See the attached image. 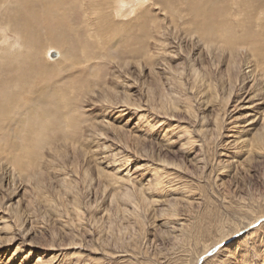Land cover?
<instances>
[{
	"label": "rangeland",
	"instance_id": "1",
	"mask_svg": "<svg viewBox=\"0 0 264 264\" xmlns=\"http://www.w3.org/2000/svg\"><path fill=\"white\" fill-rule=\"evenodd\" d=\"M15 1L0 8L19 13ZM140 1L63 0L45 24L55 37L73 29L68 61L55 62L61 48L34 29L39 64L52 70L48 109L63 114L42 131L19 128L23 177L0 170V264H194L236 231L225 245L253 237L204 264H264V223L245 232L264 215V0H217L213 47L185 33L207 0ZM11 124L0 121V137Z\"/></svg>",
	"mask_w": 264,
	"mask_h": 264
},
{
	"label": "bare ground",
	"instance_id": "2",
	"mask_svg": "<svg viewBox=\"0 0 264 264\" xmlns=\"http://www.w3.org/2000/svg\"><path fill=\"white\" fill-rule=\"evenodd\" d=\"M4 1L5 0H0V6L4 3ZM94 1H95L94 2L95 6L96 5L101 6V5H108V2L116 3L118 0H112V1L111 0H94ZM119 2H120V0H119ZM137 2H138L137 5H140L141 1L137 0ZM14 3L15 4H13V5H16V4L21 5V8H20L21 11H19V13L16 12L18 10L16 8L17 6L14 7L17 10L12 8V7H8L7 5H6L7 7L5 6L6 9L5 8L2 9L3 7L0 8V45L6 44V46L0 47V121L4 118H7L9 121H12V124L8 128L9 131H5L2 134V137H0V158H1L0 159V162H1L0 163V170L4 169V167H6L9 171V173L13 172V173H16L19 177H23L22 176L23 166H25L27 163H25V165H23L22 162L20 161L21 160L20 154H19L20 152H18V146L19 145L16 144V139H18L17 137L20 134L19 128L23 125L24 128H27L28 130H34L33 127H35L36 129L38 128L40 131H42V130H45L49 126V123L51 126L53 125V127L56 126V124L58 125L59 123H57L58 121L55 119L58 118L57 116H59V113L63 114V111H60L58 113V110L57 111H55V110L50 111L52 108L50 110L48 109L47 104H49V103L54 104L51 101L54 98V96L51 97V95H52L51 92L49 91L47 86H44L45 84L42 83V81L44 82V80H46L45 78H47V77H44V76L46 74H48L49 72H52V70L50 68L44 67V65H42L43 64L42 62H41L42 64H39V61H38L39 58L36 56V54L38 52H40V51H38L40 46H39V48H37L35 46L36 42H35V40H33V39H35L34 29L39 27V26H41L42 29H45L46 32H48L49 35L51 36V39H50V42L48 43V45H50L53 48L55 46L59 47V49L61 48L62 51H63L62 46L63 45L67 46L66 44H68V41H69L68 39H70V35L73 33L71 30H73V29L66 30V31H68L66 34L67 35L66 37H65V34L64 35L63 34H60V35L57 34L58 35L57 37H55L56 35L54 36L58 26L52 28L51 24H54L55 21H57L56 19H53L55 13L59 14L60 10L64 11L63 8H64L65 4L63 3V0H52V2H51V0H16ZM75 3H77V2L75 1ZM207 4H209V6H207ZM221 4H220V6H221ZM210 5L212 7H210ZM217 5H218L217 0H207L206 5H204V8L201 9L202 12L200 13V17L203 18L204 20L202 23H200L199 28H196L195 27L196 25H195V26H193L194 28L190 27V28H187L185 31V33L188 36L197 38V40L202 41V43L205 46L210 45V47H213L212 45H214L213 44L214 42H212V40L218 36L217 33H216V35H217L216 37L215 36H214V38L212 37L213 39H211V36H208L210 29L212 28L210 23H209L212 20V19L210 20V17L212 15L211 13L214 10H217L216 9ZM85 6H86V4H85ZM205 8L208 10V12H206ZM42 10L44 11L43 12L44 16L41 15ZM97 11L101 17V15H103V13H100V9H97ZM217 12H219V11H217ZM10 14H12V15H10ZM41 16H43L45 18L42 19ZM249 17L251 18V16H249ZM24 18H26V19L23 21ZM70 18H68V19H70ZM73 18H74V16H73ZM224 18H226V17H224ZM195 19H197V16H195ZM48 21H50L51 24L49 26H46L45 23H47ZM192 22L191 23L193 25L195 21H192ZM199 22H201V20H199ZM199 22H198V24H199ZM225 22H226V19H225ZM72 23H71V25H72ZM221 23H224V22H221ZM232 23H234V22L232 21ZM218 25H219V23H218ZM68 26H69V24H68ZM75 26H76V24H75ZM61 28H62V30L64 29L62 26H61ZM225 29H227V28L225 27ZM243 31L245 33V36H247V38H248L247 42L250 39V37H252V39H254L253 32H252V30H250L249 27H245L243 29ZM38 33L39 32H37V34ZM48 33H47V35H48ZM39 34L43 35L44 33L43 34L39 33ZM254 34H255V31H254ZM44 35H46V34H44ZM44 35H43V37H44ZM219 37H220V35H219ZM224 37H226V36H224ZM218 39H220V38H218ZM252 39L249 40V42H251ZM45 40H47V39H45ZM73 40L76 41L77 39L76 40L73 39ZM238 41H239V39H238ZM235 44H237L239 46L238 43H235ZM225 45H227V44L225 43ZM214 48H215V46H214ZM219 48H220V46H218V48H216V49H219ZM227 50H229V51L235 50V52H236L235 54L236 55L239 54V52H237L238 50L236 51V49H234V48H228L227 47ZM62 51L60 52V57L57 60H55V58H54L55 62H57V61L59 62V60L62 58H65L64 60H67V61L70 59L71 53H68L67 51L65 53L64 51L63 52ZM220 51L221 50H219V52ZM246 51H247V49H246ZM52 52H53L52 50H49L47 52V56L51 60H53L51 58V55H50ZM247 52H249V51H247ZM229 53H230V56L232 59L235 58V56H233V54H234L233 52H229ZM259 53H261V51L260 52L258 51V54ZM249 55L254 56V53L251 52ZM17 57L23 58L22 62L17 60L18 61L17 65L19 67L15 66L16 64L13 63L14 60L16 61ZM53 63L54 62H52V64ZM24 65L27 67L26 69L24 68ZM12 72L14 73V76H12ZM36 74L38 76H36V78H34L33 76ZM31 84H33V85L30 86ZM5 89L8 91H5ZM55 93H57V91ZM54 95L57 96V94H54ZM64 97H66V96H64ZM55 101H58V98H56ZM25 103L27 104V106H25L24 109H19V112L17 113L18 117H16L13 120V118H11L12 112L17 108V105H19V104L23 105ZM66 103H64V104L66 105ZM60 104H61V102H60ZM19 107L20 106H18V108ZM39 107H42L41 112L37 111L39 114H36L35 110ZM58 107H59V105H58ZM9 112H10V114H9ZM66 114H69V113H66ZM59 117H62V116H59ZM253 122L254 121H251L250 124H252ZM9 124L10 123H8V125ZM13 124H15L16 127H12ZM48 130H49V128H48ZM47 131L45 133H47ZM48 133H50V132H48ZM51 133H52L51 135L54 134V132H51ZM55 134H57V133L55 132ZM45 135H43V134L33 135V141L35 143L40 142V140L44 141V140H46ZM54 136H56V135H53V137ZM245 136L246 135H244V137ZM20 137H21V135H20ZM70 137H69V139H66L65 141L63 140L64 143L65 144L68 143L67 145H69V146L71 145L69 143H72V139H70ZM47 140H48V138H47ZM246 140H249V141H247L246 145L249 146V150H252L253 148H259L263 139L261 138V136L259 137V136L254 135V137L251 139H248L245 137L244 139H242L241 142L244 143V141H246ZM43 141H42V143H43ZM49 142L51 143V141H49ZM25 147H26V145H25ZM34 147L36 148V146H34ZM37 148H39V147H37ZM25 153H27V151ZM30 153H32V152H30ZM29 155H27V159H28ZM32 157H33V154H32ZM30 158L31 157H29V159ZM27 159H26V161H28ZM32 159H31V161L33 162ZM26 161L24 160V162H26ZM29 161H28V163H29ZM36 175H37V172L30 169V171L26 172L25 178L31 179L32 177L34 178V176H36ZM262 219H264V215L260 218H256V220L254 222L250 223V225L247 227V231H245V232H248L249 230H253L256 227V224L258 222H261ZM262 223H264V221H262L258 226H261ZM237 235H240L239 231L234 232L231 235V237L219 240L218 242H216V244H214L211 247L208 246V248L204 249L205 251L202 252V254H200V256L196 259L194 264H198L200 262L201 258H202L201 264H204L205 261L207 259H209V257L206 256L207 253L210 252L211 250H213L214 248H216V246H219L218 250L216 251V253L214 255L210 256V258L213 257V259H214L213 261H215V262L217 261L218 263L220 261L222 263L221 259H222L223 253L224 254L226 253L225 255H227V258H231L232 256L234 257L235 253H236V248L241 244L245 245L247 243V240H249L250 238L253 237L252 233H248L246 236H244V238L236 240L230 246L225 245L233 237H235ZM237 263H239V262H237Z\"/></svg>",
	"mask_w": 264,
	"mask_h": 264
},
{
	"label": "water",
	"instance_id": "3",
	"mask_svg": "<svg viewBox=\"0 0 264 264\" xmlns=\"http://www.w3.org/2000/svg\"><path fill=\"white\" fill-rule=\"evenodd\" d=\"M50 55H51V58L54 59L55 56H57V53L56 52H52ZM262 221H264V219H262ZM261 222H258L256 224V226H258ZM218 248H219V246H216V248H214L213 250H211L210 252H208L206 256L207 257H210V256L214 255L216 253V251L218 250ZM201 261H202V258H201V260H200V262L198 264H201Z\"/></svg>",
	"mask_w": 264,
	"mask_h": 264
}]
</instances>
